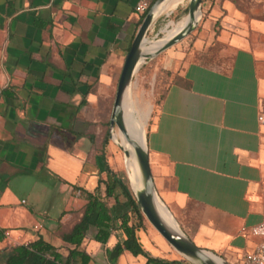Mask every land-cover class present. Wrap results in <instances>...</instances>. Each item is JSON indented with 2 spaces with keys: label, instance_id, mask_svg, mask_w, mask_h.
Returning <instances> with one entry per match:
<instances>
[{
  "label": "crops",
  "instance_id": "crops-1",
  "mask_svg": "<svg viewBox=\"0 0 264 264\" xmlns=\"http://www.w3.org/2000/svg\"><path fill=\"white\" fill-rule=\"evenodd\" d=\"M138 2L0 0V264L38 237L66 256L74 246L63 236L83 217L88 194L114 206L106 163L119 172L103 142L141 25ZM224 2L206 10L188 58L171 61L175 81L147 139L157 192L174 219L198 247L238 264L264 219V11L241 22ZM120 226L112 221L106 243L96 226L85 237L90 263H148L127 250L108 254L126 239Z\"/></svg>",
  "mask_w": 264,
  "mask_h": 264
},
{
  "label": "water",
  "instance_id": "water-1",
  "mask_svg": "<svg viewBox=\"0 0 264 264\" xmlns=\"http://www.w3.org/2000/svg\"><path fill=\"white\" fill-rule=\"evenodd\" d=\"M166 1L168 0H155L150 6L126 55L112 107L109 138L123 151L125 164L128 158L134 160L136 178L127 170L132 192L146 220L166 242L191 264H232L216 253L198 247L180 227L157 192L150 167L146 133L142 137L132 135L126 123L125 105L131 96L134 77L140 66L187 38L202 20L203 0H189L186 21L175 34L167 38H148ZM157 43L159 45L150 50ZM116 128L125 136L126 148L116 137Z\"/></svg>",
  "mask_w": 264,
  "mask_h": 264
},
{
  "label": "rangeland",
  "instance_id": "rangeland-1",
  "mask_svg": "<svg viewBox=\"0 0 264 264\" xmlns=\"http://www.w3.org/2000/svg\"><path fill=\"white\" fill-rule=\"evenodd\" d=\"M216 0H203L202 1V20L198 26V28L192 32L187 38L171 47L170 49L164 51L153 59L146 60L136 72L133 85H132V98L135 99L136 106L138 110L148 111L150 110V114L147 120L146 135L150 130L154 117L158 113L159 105L162 100V96L164 91L168 87V85L175 81V70L174 68H170L171 61H175L180 58V60L185 61L188 58L190 48L192 47L191 41L195 36H199L202 34L203 22L209 16L206 10L210 7V5L215 3ZM225 1L223 4L227 6V14L232 17V19L243 22H250L254 17H259L263 15L264 11V0H222ZM189 0H184L181 4L177 6L171 13H163L159 16L156 24L152 27L151 31L148 33V38H162L165 36V32L163 28L166 25H174L177 22L183 20L187 13L185 9L188 7ZM219 14V12L217 13ZM152 109V110H151ZM264 109V108H263ZM115 132H119L118 129H115ZM110 139V138H109ZM109 148L112 152L113 164L115 168L118 170L119 174L122 176L124 181L128 184L131 189L130 181L127 173V162L125 164V156L123 151L118 147V145L110 139ZM132 191V189H131ZM133 193V192H132ZM95 232V227L93 225L90 226L87 231V237L93 235ZM141 235V240L144 246H147L150 249V252L155 253L159 256L160 259L169 262L167 258L173 259L177 258L180 264H191L188 260H186L183 256L178 254L164 239L163 237L150 225V223L146 220L144 223V227L139 231ZM87 239V238H85ZM82 246H85V241ZM119 246L121 244H117V246L108 251V254L114 253L119 256L124 250H119ZM149 252V253H150ZM161 252L165 255L164 258L161 255ZM148 253V252H147ZM148 253V255H149ZM110 255V254H109ZM219 255V254H218ZM104 255L95 254L93 257L98 263H101V259ZM221 256V255H220ZM223 257V256H222ZM143 258V257H142ZM145 258V257H144ZM224 258V257H223ZM114 258L108 256L107 261L112 262ZM115 264V263H111ZM153 264V263H146ZM177 264V262L175 263ZM239 264V263H238Z\"/></svg>",
  "mask_w": 264,
  "mask_h": 264
},
{
  "label": "trees",
  "instance_id": "trees-1",
  "mask_svg": "<svg viewBox=\"0 0 264 264\" xmlns=\"http://www.w3.org/2000/svg\"><path fill=\"white\" fill-rule=\"evenodd\" d=\"M154 1L150 0V6ZM185 12H188V7L185 9ZM146 13L141 14L140 23H142ZM108 126L109 123L107 124ZM109 143L110 139L107 131L103 142L104 157L106 155L105 149ZM106 170L105 196L107 198H114L115 204L111 208L106 202L101 201L100 198L93 194H88V203L83 217L75 224L70 233L63 236V240L66 243L74 246L73 249H69L66 256H63L56 247L44 241L42 237H38V239L29 244L13 247L5 264H94L90 263V256L80 249L86 233L90 226L94 225L98 228V233L95 236L96 240L106 243L110 235L111 223L114 219L121 221L120 227L126 235V239L118 251L122 249L131 252L134 256L143 255L147 257L148 263L175 264V261L169 263L158 258H153L144 250L138 233L143 229L146 218L142 214L134 194L122 176L107 163ZM120 197H122V200H120Z\"/></svg>",
  "mask_w": 264,
  "mask_h": 264
},
{
  "label": "bare ground",
  "instance_id": "bare-ground-1",
  "mask_svg": "<svg viewBox=\"0 0 264 264\" xmlns=\"http://www.w3.org/2000/svg\"><path fill=\"white\" fill-rule=\"evenodd\" d=\"M184 0H168L165 2V4L161 8V14L163 13H170L173 12L175 8L179 4H181ZM186 17L181 20L180 22H177V24L174 25H166L163 28V31L165 32V38L175 34L185 23ZM159 43L153 45L150 47V50L155 49ZM132 95V93H131ZM135 99L130 96L125 105V118H126V123L128 126V129L130 133L136 137H142L145 133L146 130V125H147V120L150 114V110L148 111H141L138 110L136 106V102L134 101ZM152 110V109H151ZM116 137L120 139L121 144L126 148V138L121 132H117ZM127 170L131 172L132 176L136 178L137 176V170H136V164L132 158L127 159Z\"/></svg>",
  "mask_w": 264,
  "mask_h": 264
},
{
  "label": "built area",
  "instance_id": "built-area-1",
  "mask_svg": "<svg viewBox=\"0 0 264 264\" xmlns=\"http://www.w3.org/2000/svg\"><path fill=\"white\" fill-rule=\"evenodd\" d=\"M149 8L150 0H139L135 10L139 14H144ZM261 120L264 123V117ZM249 234L257 238V241L250 250L242 255L239 264H264V219L253 226Z\"/></svg>",
  "mask_w": 264,
  "mask_h": 264
}]
</instances>
